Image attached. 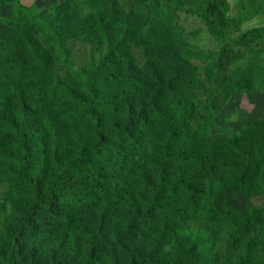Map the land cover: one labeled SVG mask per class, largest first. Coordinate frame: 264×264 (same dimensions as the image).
Returning <instances> with one entry per match:
<instances>
[{
  "label": "trees",
  "instance_id": "16d2710c",
  "mask_svg": "<svg viewBox=\"0 0 264 264\" xmlns=\"http://www.w3.org/2000/svg\"><path fill=\"white\" fill-rule=\"evenodd\" d=\"M174 1L203 18L222 42H235L251 20L242 11L233 18L228 0ZM147 3L113 11L119 10L121 21L131 19L130 26L141 17L145 28ZM56 7L37 16L25 9L47 42L43 47L26 39L27 60L46 82L41 94L50 112L41 114L25 101L0 107V179L12 194L10 213L0 218V264H202L192 239L168 244L181 219L203 209L207 195L199 178L218 169L244 184L252 173L257 196L264 197V150L257 147L253 154L241 140H225L203 160L192 159L189 142L199 139L198 128L217 96L186 98L175 73L163 76L153 62L129 69L120 80L105 76L110 60L123 55L125 38L101 17L96 29L105 53L97 65L76 69ZM136 46L139 55L156 53ZM50 53L68 65L57 68ZM247 84V75L234 70L226 100ZM165 113L180 115L178 127L163 132L157 126ZM95 189L104 194L99 202ZM216 212L225 217L224 210ZM246 227L232 234L231 246L251 242Z\"/></svg>",
  "mask_w": 264,
  "mask_h": 264
},
{
  "label": "rangeland",
  "instance_id": "374dc122",
  "mask_svg": "<svg viewBox=\"0 0 264 264\" xmlns=\"http://www.w3.org/2000/svg\"><path fill=\"white\" fill-rule=\"evenodd\" d=\"M109 1L11 0L0 3V107L6 106V101L13 107L25 101L41 114L50 112L48 99L41 94L46 82L37 77V70L27 60L26 39L32 37L43 47L47 42L40 37L41 29L30 25L25 9L37 16L51 13L57 6L65 20L61 26L64 44L76 69L97 65L105 53L96 29L97 19L101 17L109 21L117 35L125 38L123 55L110 60L105 76L114 75L120 80L129 69L153 62L159 74L175 73V85L186 98L194 93L217 96L215 109L203 118L205 123L198 128L199 139L189 142L192 159L203 160L225 140L239 139L252 153L257 147L264 150V0H228L233 18L238 17L239 11L251 18L235 35L233 43L216 39L203 18L180 7L174 0H147L149 17L145 28H142L141 17L130 26L131 19L121 21L123 15L119 10L113 11V6L115 10L117 7L130 10L129 5L138 10L137 5L143 0H116L115 5L112 2L106 9ZM244 34L247 35L242 37ZM136 44L146 45L156 53L139 55ZM49 60L57 68L68 65L53 53L49 54ZM234 70L244 72L248 84L238 95L226 100L224 93ZM178 116L165 113L157 117V126L163 132L172 124L178 127ZM3 166L0 162L2 173L5 172ZM198 181L207 195L203 209L190 220L182 223L181 219L168 244L174 246L179 241L192 239L202 264L263 263L261 208L264 197L257 196L253 185L257 179L251 173L243 184L236 174L217 169L206 170ZM94 192L99 202L104 194L99 189ZM11 197L7 183L0 179V218L9 215ZM216 208L224 210L225 217L218 214ZM248 225L251 226V242L244 248L243 242L231 246L232 234L248 230Z\"/></svg>",
  "mask_w": 264,
  "mask_h": 264
}]
</instances>
